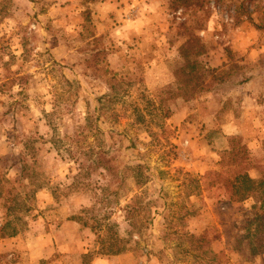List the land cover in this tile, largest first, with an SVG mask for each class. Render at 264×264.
Wrapping results in <instances>:
<instances>
[{
	"label": "rangeland",
	"instance_id": "374dc122",
	"mask_svg": "<svg viewBox=\"0 0 264 264\" xmlns=\"http://www.w3.org/2000/svg\"><path fill=\"white\" fill-rule=\"evenodd\" d=\"M0 264H264V0H0Z\"/></svg>",
	"mask_w": 264,
	"mask_h": 264
},
{
	"label": "trees",
	"instance_id": "16d2710c",
	"mask_svg": "<svg viewBox=\"0 0 264 264\" xmlns=\"http://www.w3.org/2000/svg\"><path fill=\"white\" fill-rule=\"evenodd\" d=\"M169 1H170V4L173 8H178V7L187 8L190 5H192V3L195 0H169ZM202 53H204V47L200 44L198 37L195 36L192 33V31H190L189 37L186 39V41L179 48V54L183 58V61H184V64H183L181 70H183V69L186 70V68H187L188 73L190 75L194 74L196 76V78L198 75L204 76L203 67L196 60ZM7 81L9 82V86H11L12 83L14 82V79L8 78ZM231 155L234 156L235 153H232ZM23 168H25V167H23ZM23 168H22V170H23ZM100 168L102 169L101 173H103L104 176L111 178V179L117 178V174H118L117 170H116V168L113 167L110 160L106 157L105 154H100V155L98 154L97 158L93 159L91 161V163L86 165L85 168H84V166H80L79 170L81 171V169H83V171H85L86 174L92 175V174H94L95 170L100 169ZM239 178H240V180H242L243 188H244L245 184H247V186L251 187L252 184H254V182H255L253 179H251L250 177H248L246 175L236 176L234 178V180L237 181V180H239ZM229 182L230 181H228V183ZM230 184L232 186V184H233L232 181ZM70 219L75 220V221L77 220L79 222L81 221L80 218H77V217H72ZM83 224L86 225V222H83ZM103 225L107 227L109 224L107 222H105ZM123 250H124V248L117 247L115 244H113L112 246H110L107 253L118 254V253L122 252Z\"/></svg>",
	"mask_w": 264,
	"mask_h": 264
}]
</instances>
